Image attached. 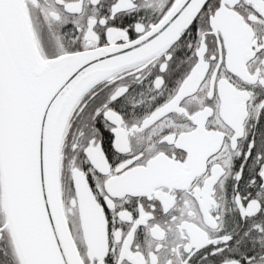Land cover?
<instances>
[{"label": "snow or ice", "instance_id": "1", "mask_svg": "<svg viewBox=\"0 0 264 264\" xmlns=\"http://www.w3.org/2000/svg\"><path fill=\"white\" fill-rule=\"evenodd\" d=\"M0 264H264V0H0Z\"/></svg>", "mask_w": 264, "mask_h": 264}]
</instances>
